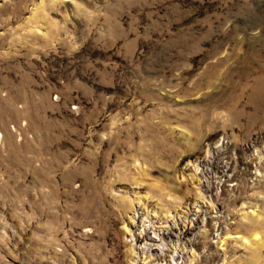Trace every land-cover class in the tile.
Wrapping results in <instances>:
<instances>
[{"label": "rangeland", "instance_id": "rangeland-1", "mask_svg": "<svg viewBox=\"0 0 264 264\" xmlns=\"http://www.w3.org/2000/svg\"><path fill=\"white\" fill-rule=\"evenodd\" d=\"M0 264H264V0H0Z\"/></svg>", "mask_w": 264, "mask_h": 264}]
</instances>
